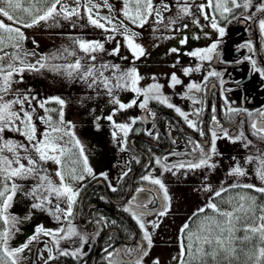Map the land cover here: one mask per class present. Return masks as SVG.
Listing matches in <instances>:
<instances>
[{
  "label": "snow or ice",
  "instance_id": "snow-or-ice-1",
  "mask_svg": "<svg viewBox=\"0 0 264 264\" xmlns=\"http://www.w3.org/2000/svg\"><path fill=\"white\" fill-rule=\"evenodd\" d=\"M24 3L25 0H0V17L6 18L13 24L20 25V27H12L0 20V51L4 47L9 46V43L16 49L21 47L19 42L25 38L21 27L31 28L41 21H48L56 17H62L65 20H69L73 16L79 17L81 15L80 9L83 7L84 12L87 13V21L90 25L104 29L106 32L117 33L123 37L135 61L146 55L145 49L135 42V37L139 36V33L133 32L124 21H128L129 24L137 28H143L150 22V18L155 17L154 23L160 25L164 23V13L171 10L169 3L165 2V0H160L158 4L154 0H123V8L121 10L123 20H119L118 24H114L111 17H100L98 13L97 17L93 16V8L99 9L100 7V5L93 3V0H85L83 4H81V0H75L76 7L73 8L62 4L61 0H51L50 6L46 8H41L39 5L42 3L49 4V0H28L30 4L28 7H25ZM175 3L178 8L177 16L169 20V23L165 25L166 29L169 31H180L181 29L175 27V25L185 17H192V23L203 29L205 25H201L199 20V17H203V20L208 22L211 29L219 34L218 39L208 47L186 53V55L199 61H211L214 55H218V45L225 36V28L220 26L219 20H227L228 15L232 14L235 9L243 8L248 10L252 6V0H242V2L241 0H206V2L201 3H196L195 0H191V2L189 0H175ZM89 4H91V7H89ZM58 5L59 8L57 7ZM104 6L111 10L108 0H104ZM193 9H195V12H193ZM256 12H264V3L256 7ZM18 13L23 15H18ZM253 16H255V13L252 16L245 17V19L250 20ZM101 20H104L105 23H101ZM106 24L112 25V27H106ZM187 27V24L183 25V28L186 29ZM259 29L264 34V19L259 20ZM156 30L154 29V31ZM205 36H207V33H205ZM194 38L199 39V36ZM107 39L112 40L113 37L109 36ZM187 39V37L181 39L180 44H186ZM75 43L80 51L84 53V57L77 58L74 63L54 67L57 71L63 68L70 78L80 79L89 88L102 87L107 92L110 98L109 103L114 107L111 114L105 119L112 124V136L114 141L120 145V151L126 150V138L138 118H131L130 122L127 123H117L114 117L118 113L137 105L140 109L148 110L150 101H156L169 109L174 108L175 112L184 119L189 128L199 130L197 122L191 119L190 116L199 118L203 108H196L191 113H187L180 107L175 106L170 102V98L163 94L162 89L164 86L156 82L155 76L152 77L153 83L148 84L146 87H140V82L144 77L140 75L134 66L122 69L121 65L111 62H103L97 65L95 62L98 57L95 53L105 50L104 43L82 39L76 40ZM241 47H248L250 51L252 50L251 42H247ZM178 51L179 49L177 48L170 49L171 53H178ZM64 53L68 56L75 55V52L69 51L67 48L64 49ZM119 53L120 45L117 43V46L109 55L116 56ZM7 55L9 54L4 53L3 56H0V60H3L4 56ZM25 55H29V53H25ZM61 56H63V53ZM47 59L48 57L41 58L43 61ZM121 59L126 60L127 57H121ZM248 59L251 58L249 57ZM11 60L18 61L21 66L17 67L13 62H10L6 68L0 66V264H21L23 258L21 254L26 249H29L33 242H39L41 236L48 238L45 241L46 246L44 249L48 255L47 259H44V264H49V261L55 260L57 255L79 260L87 254L84 251V247L88 243L89 237L80 233L74 224V219L77 215L74 208L78 203L83 184L79 188L74 187V185L84 181L86 176L95 178L93 169L89 166L88 159L84 155L83 146L71 131L73 127L71 122H66L64 119L63 109L65 101L62 98L50 97L39 100L36 96L18 93L14 99H5V96L11 91L12 84L17 82L13 80L14 74L19 75L26 69L39 71L40 68L47 66L46 63L40 61L37 62L39 68L32 64L25 65L24 61L16 54L12 55ZM84 60H88L90 63H84ZM177 63H179V60H177ZM252 64L255 66L256 61L252 60ZM175 66V64L172 65V67ZM200 70L199 64L195 68L185 67L183 75L187 77L192 72H199ZM255 70L259 71V69ZM106 73L110 74L106 75ZM261 74L264 75V72ZM219 75L220 73L218 72L209 71L204 76L203 82L188 83L183 98L191 100L193 105L200 104L201 100L195 93L201 92L202 86L206 87V82L210 77ZM181 84V79L173 72L169 77L168 86L175 88ZM118 91H130L135 94L136 98L129 103H123L115 94ZM140 97H143V99L139 100ZM50 103L59 105V109L47 107ZM38 109H42L44 115H38ZM239 111V109L231 107L226 109L228 114L238 113ZM53 112H58V119L54 120ZM213 112H215V108H213ZM248 115L251 116L252 113L249 112ZM260 116L264 117V112H260ZM37 119L45 125L42 132H38ZM99 119L100 117H97V120ZM212 123L216 128H220L223 135H219L215 129L211 131V148L208 152H205L204 147L200 143L190 139L191 152L185 154L192 155L193 159L180 160L176 163L168 164L166 163L168 157H158L155 163L164 172H171L173 175H176L181 169L186 170L185 174L188 171H196L202 168L215 169L216 164L212 163V159L213 156L219 154L216 149L217 140L227 138L232 143H235L246 140V137L243 131L236 136L230 135L228 129L220 126L215 115L212 116ZM251 129L253 136L264 141V119L252 121ZM6 131L18 134L27 143L4 139ZM199 133L201 136L205 135L203 130H199ZM121 134L123 139H121ZM146 134L151 136L152 132L146 130ZM65 137L68 139L65 140ZM250 145H252V141L248 140L244 147L248 148ZM73 149L78 150V157ZM5 152L10 153L11 156L5 155ZM21 152L24 155H21ZM197 153L199 154L198 158ZM171 155L180 154L173 152ZM233 159L235 160L236 158L234 157ZM49 162L57 166L54 176L57 178L58 183L54 182L52 174L49 173L46 167ZM137 163H139L138 160ZM244 164L255 165L254 173L256 179L260 182V186L253 183L237 182L229 184L227 187L222 185L219 190L214 191L212 198L205 207L199 208L197 212L193 213V217L205 213L206 209H210L213 215L203 216L195 230L190 229L188 222L180 229L183 239L180 243L179 264H209V259L218 264L221 257L230 262L237 254V249L232 245L238 239L236 233L241 231V228L238 227L241 223H243L242 230L245 233L243 240L250 241L254 237H258L259 243L264 245V204H258L257 197L249 194V192H254L264 196V151L257 149L256 155L245 157ZM101 175L107 179L106 173ZM123 175L126 176L127 172L123 173ZM227 175L236 177L239 180L241 177H246L248 171L237 161L230 168ZM141 179L158 186L159 191L163 194L164 203L162 210L156 214L160 217L167 215L171 198L164 182L160 178L154 177L151 173L142 176ZM18 180H32L34 183L25 191V186L17 183ZM109 187L114 192L117 190L111 185ZM237 188L248 191L238 193L236 197L229 198L227 202L231 210L222 209L217 203L213 202L215 198L221 197L222 193ZM143 191H145L143 188L137 189V192ZM203 191L212 192L213 190L210 186H205ZM18 193H23L24 196L32 200L30 206L32 210L46 212L59 224V227L47 229L43 225H38L33 235L23 245L13 248L10 247L9 242L13 238L15 231L19 230L17 225L21 221L19 217L10 212V209L13 207L14 198ZM151 203H153L151 200L147 203L137 201L134 196L128 201L129 206L123 208V211L130 213L132 219L139 225L143 232V239L147 242L149 249L152 247V236L147 230L142 217L152 214L148 210V205ZM257 210L260 213L258 216ZM193 217H189V220L191 221ZM29 218L30 215L25 217V219ZM103 219L104 217H100L97 223H100ZM150 223L153 229L159 227V224L155 221ZM184 241H187V243ZM61 242H70L69 247L62 248ZM77 243V247H72L73 244ZM105 251L107 252V249ZM138 251L142 252L143 256L148 255L146 250L138 249ZM111 256L112 253L108 252L106 257L108 264H118V262L109 259ZM255 261L256 264H264V246L258 247ZM135 264H141V259L138 258ZM153 264H159V261L154 260Z\"/></svg>",
  "mask_w": 264,
  "mask_h": 264
},
{
  "label": "flooded vegetation",
  "instance_id": "flooded-vegetation-1",
  "mask_svg": "<svg viewBox=\"0 0 264 264\" xmlns=\"http://www.w3.org/2000/svg\"><path fill=\"white\" fill-rule=\"evenodd\" d=\"M154 2L158 4L160 0H154ZM165 2L169 3L171 10L164 13L163 24L156 25L154 23L155 17L150 18V22L143 28H137L129 24L128 21H124L133 32L139 33V36L135 37V42L140 44L146 53L140 59L134 61L121 35L106 32L104 29L92 25H90L92 26V34L88 35L86 33L89 32L90 28L80 24L73 34L67 31V35L71 39L70 42L50 45L47 47V52L41 54V58L48 57L46 61L40 60V62L47 64L44 67L46 71L43 75L53 84H43L40 76H34L35 78L30 82L32 84L30 87L20 89L11 95L10 99H14L18 93H27L36 96L39 100L50 97L62 98L65 101L64 119L66 122H71V125L74 124L72 127L74 129L71 131L83 146L84 155L87 157L95 176V178L86 176L84 181L74 185V187L79 188L83 184L78 203L74 208L77 214L74 224L80 233L89 237L88 243L84 247L87 254L79 260L57 255L55 260L49 261V264H108V259H106L108 252L112 253L109 259L118 262V264H135L138 258L141 259V264H150L151 261L147 256H143L142 252L138 251V249L148 251L147 242L143 239V232L132 219L131 214L124 212L123 208L129 206L128 201L134 196L140 202L153 201L148 205L150 211L156 210L161 206V203H164L163 194L159 191L158 186L143 181L141 177L151 173L154 177L160 178L166 185V182L172 179L174 175L171 172H164L155 163L156 158L168 157L166 161L168 164L193 159L192 155L185 154L191 152L190 139L200 143L205 152H208L211 148V131L215 129L219 135H223L220 128L213 125V115L216 116L222 128L229 130L230 135L236 136L243 131L246 140L232 143L227 138L218 139L216 149L219 154L213 156L212 159V163L216 164L215 169L202 168L196 171H188L186 174L184 169L177 172L176 175L191 179L194 176H199L200 180H204V183L208 181L207 174L210 173L209 183L204 184V186H210L213 191L201 192L203 190H200L193 194L198 204L193 213L197 212L199 208L205 207L212 198L213 192L219 190L222 185L226 187L237 182L254 184L257 181L254 173L255 165L244 164V160L248 155H256L257 149L264 151V141L253 136L251 129L252 121L264 119L260 116V112H264V75L261 74L264 72V34L259 29V20L264 19V12H256V7L264 3V0H252V6L248 10L235 9L232 14L228 15L227 20H219L220 26L225 28V36L218 45V55H214L211 61H199L186 55V53L208 47L218 39V32L211 29L203 17H199L200 24L205 25L203 29L192 23V17H185L175 25L181 29L180 31H169L165 25L169 23L171 18L177 16L178 8L175 0H165ZM195 2L201 3L206 2V0H195ZM253 13L255 16L252 19H245V17L252 16ZM98 16L105 17V14L99 13ZM115 20L118 22L123 19L117 16ZM184 24L188 25L186 29L183 28ZM154 29L157 30L154 31ZM181 33L190 34V37H187V43L184 45L180 44V40L185 38L180 35ZM109 36H112L113 39L108 40ZM196 36H199V39H195ZM78 39L104 43L105 50L95 53L98 57L95 62L97 65L103 62H111L121 65L122 69L134 66L144 77V83L141 80L140 87H146L153 83L152 77L155 76L156 82L164 86L163 94L168 96L170 102L175 106L187 113H191L196 108H203L199 118L195 116H190V118L197 122L198 129L203 130L205 135L201 136L199 130L189 128L174 108L169 109L156 101H150L148 110L140 109L137 105L135 106L136 113L133 116H129L127 112L121 115L125 119V123L130 122L131 118L138 119L132 125V130L126 138V150L120 151V145L114 141L112 136V124L105 119L111 114L114 107L109 103L110 98L107 92L102 87L89 88L80 79L70 78L63 68L57 71L54 67L74 63L77 58L84 57V53L75 43ZM247 42L252 44L251 51L248 47H241ZM117 43L120 45V53L116 56L109 55ZM66 48L75 52V55L68 56L64 53ZM172 48L179 49L178 53H171L170 49ZM62 53L63 56H61ZM121 57H127V59H121ZM249 57L251 59H248ZM252 60L256 61L255 66H253ZM83 62L90 63L88 60ZM174 64L176 66L172 67ZM197 64L200 65L201 70L199 72L194 71L187 77L183 75L185 67L195 68ZM255 69H259V71ZM209 71L218 72L220 75L210 77L206 82V87L202 86V91L195 93L201 103L193 105L191 100L183 98L186 85L190 82H203L204 76ZM173 72L181 79L182 84L170 88L168 86L169 77ZM38 73H42L41 68ZM109 74L106 73V75ZM115 94L123 103H129L136 98L135 94L130 91H118ZM142 99L143 97L139 98V100ZM47 107L59 109L60 106L50 103ZM229 107L240 111L228 114L226 109ZM213 108H215V112H213ZM249 112L252 113L251 116L248 115ZM37 114L42 116L44 112L42 109H38ZM52 115L54 120L58 119V112H53ZM97 117L100 119L97 120ZM114 120L117 123L121 122H119L118 115L114 117ZM36 123L38 132H42L45 125L40 123L38 119ZM146 130H150L152 135L146 134ZM8 135L4 134V139H7ZM11 135L15 136L16 141L27 143L18 134L13 133ZM67 139L65 137V140ZM121 139H123L122 134ZM248 140L252 141V145L245 148L244 144ZM73 151L77 153L78 157V150L73 149ZM173 152L180 155H171ZM4 154L11 156L7 152ZM20 154L24 155L23 152ZM198 156L197 153V158ZM237 161L248 171V175L239 178V180L227 175ZM46 167L52 174L54 182L58 183L54 176L57 166L49 162ZM125 172H127L126 176L123 175ZM102 173L107 174V179L101 175ZM20 182L25 186V191L34 183L32 180H20ZM210 183H215V186ZM109 185L117 190L112 191ZM138 188H143L145 191L137 192ZM22 197L25 198L24 202L32 203V200L24 196L23 193ZM35 212L42 217L39 224L45 228H47L46 220L54 221L46 212L39 210H35ZM156 213L142 217L145 225L147 218L157 215ZM100 217H104V219L97 223ZM47 240V237L41 236L39 242H33L30 264H44V259H47L48 255L44 251ZM137 253H139L138 256L133 260Z\"/></svg>",
  "mask_w": 264,
  "mask_h": 264
},
{
  "label": "rangeland",
  "instance_id": "rangeland-1",
  "mask_svg": "<svg viewBox=\"0 0 264 264\" xmlns=\"http://www.w3.org/2000/svg\"><path fill=\"white\" fill-rule=\"evenodd\" d=\"M85 0H81L83 4ZM61 3L68 6L69 8L76 7L75 0H61ZM93 3L100 5L99 9L93 8L92 14L94 17H97V13L105 14V17L113 18L114 24H118L115 18L123 19L122 8L123 0H108V4L111 5V10L108 7L104 6V0H93ZM91 7V4H89ZM81 15L79 17L73 16L69 21V24L66 22L60 21V19H50L48 21H41L37 25L31 28H22L21 31L24 33L26 46L32 48L31 50L26 49L21 46L19 49L14 50L11 53L19 55L20 59L24 61V64H32L39 68L38 61L41 60V54L47 52V47L50 45L60 44L61 42H70V38L67 33L69 28H72L76 25H86L90 28L86 34H92L90 24L87 21V13L84 12L83 7L80 9ZM0 20H3L4 23L12 27H20V25L13 24V22L8 21L4 17H0ZM105 23L104 20L100 21ZM106 27H112V25H107ZM73 29V28H72ZM68 31V32H67ZM122 31V29H121ZM73 34V33H71ZM183 37H190L189 33H181ZM29 53V55H25ZM19 64L18 61H15ZM9 64L8 61L0 60V66L7 67ZM20 65V64H19ZM46 69L41 68V74L38 71L25 70L23 73L13 75V80L17 81L12 84L10 93L5 96V99H10L11 95L14 92L19 91L20 89L30 87V82L36 76L41 77V82L46 85H52V81L47 80L46 76L43 75ZM35 76V77H34ZM144 83V80L142 81ZM60 86L59 84H56ZM128 113L129 116H133L136 113V107L127 109L126 111L118 113V118L120 123H125V119L122 118V114ZM74 126V124L72 125ZM74 128H71L73 130ZM14 132L6 131L5 134H9L7 139H12L16 141L15 136L11 134ZM16 134V133H14ZM208 181L204 183V180H200L199 176H194V178L183 177L174 175V177L166 182V187L168 189V194L170 196V207L167 215L160 217L158 215L149 216L146 220V228L152 236V247L148 248L147 258L151 261L150 264H153L154 260H158L159 264H179V252H180V243H181V227L186 223L188 217L197 209V202L193 196L194 193L203 190L204 184L209 183L210 173L207 174ZM56 178V177H55ZM20 183V180L17 181ZM213 183V182H212ZM211 184V183H210ZM215 184V183H214ZM211 184L212 186H215ZM254 184L260 186V182L257 180ZM213 189H216L213 187ZM204 192V191H201ZM25 198L22 197V193H18L14 198L13 207L10 209V212L19 217L21 223L17 225L18 231H15L13 238L10 240V247H19L23 245L28 238L33 235L35 228L40 225L39 221L42 218L39 216L35 210L31 209V204L24 202ZM29 219H25L28 217ZM144 221V220H143ZM157 222L159 227L153 229L150 222ZM46 226L48 229H55L59 227V224L51 219L46 220ZM70 242H61V247H69ZM72 247H77V244H73ZM32 248L33 243L30 245L29 249H26L22 253L21 264H30L32 257ZM175 257V259H174Z\"/></svg>",
  "mask_w": 264,
  "mask_h": 264
},
{
  "label": "trees",
  "instance_id": "trees-1",
  "mask_svg": "<svg viewBox=\"0 0 264 264\" xmlns=\"http://www.w3.org/2000/svg\"><path fill=\"white\" fill-rule=\"evenodd\" d=\"M50 2H51V0H49V4H43L42 3V4L39 5V7L46 8L47 6H50ZM24 6L25 7L30 6V4L28 3V0H25ZM57 7L59 8V5ZM18 15H23V14L22 13H18ZM56 18L60 19V21H62V22L63 21L66 22L67 24H69V21L70 22L73 21L71 19L65 20L62 17H56ZM72 28H69V33L75 32L79 28V25H76V26H74ZM19 43L21 44V46L25 47L28 50L32 49V48H28L29 46H26L25 38H24L23 41H20ZM14 50H16V48H13L11 46V44L9 43V46L4 47L3 50L0 51V56H3L4 53H8L9 55L4 56L3 60L8 61L9 63L13 62V63L16 64L17 67H20L21 65L17 64L15 61L11 60L10 56H11V53ZM244 183H248V182H244ZM245 191H248V190L240 189V188L232 189L229 192L222 193V196L215 198L213 200V202L217 203L218 206L220 208H222V209L231 210V207H230V205L227 202L229 200V198L230 197H236L238 193H243ZM249 194L257 197V203L258 204H264V196H261L259 193H254V192H249ZM259 214H260L259 210H257V216ZM205 215H213V213L211 212L210 209H206L205 213H201L197 217H193V214H191L189 217H193V219L190 221L189 217H188V219L186 221V222L189 223L190 229L191 230H195L197 225H198V223H199V221ZM238 227L241 228V231H238L236 233V236L238 237V239L235 240L233 245H232L233 247H235L237 249L236 257L231 259L230 262L228 260L223 259V257H221V258H219L218 264H256L255 255L257 254V249H258V247L264 246V245H261L259 243L258 237H254L250 241L243 240V237L245 235L244 231L242 230L243 229V223L238 225ZM181 238L183 239L182 234H181ZM184 242L187 243V241H184ZM209 264H217V262L212 261L211 259H209Z\"/></svg>",
  "mask_w": 264,
  "mask_h": 264
},
{
  "label": "water",
  "instance_id": "water-1",
  "mask_svg": "<svg viewBox=\"0 0 264 264\" xmlns=\"http://www.w3.org/2000/svg\"><path fill=\"white\" fill-rule=\"evenodd\" d=\"M162 203H161V206H159L156 210H153V211H151V213H156V212H159L160 210H162ZM138 254L139 253H137L135 256H134V258H133V260L138 256Z\"/></svg>",
  "mask_w": 264,
  "mask_h": 264
}]
</instances>
